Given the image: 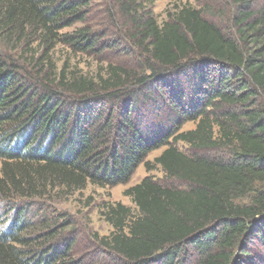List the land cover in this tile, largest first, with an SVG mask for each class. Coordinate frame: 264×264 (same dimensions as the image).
<instances>
[{
  "label": "trees",
  "instance_id": "1",
  "mask_svg": "<svg viewBox=\"0 0 264 264\" xmlns=\"http://www.w3.org/2000/svg\"><path fill=\"white\" fill-rule=\"evenodd\" d=\"M257 1L230 0L234 36L189 4L161 24L129 7L142 71L109 66L94 80L66 71L28 77L5 52L60 42L90 51L99 41L88 31L73 39L61 31L86 21L91 0H0V264H85L64 234L72 223L37 201L56 189L126 184L140 166L155 169L147 157L160 149L155 166L186 188L146 178L127 190L137 213L106 208L105 250L122 264H264ZM191 122L196 128L183 131ZM178 145L227 157H190Z\"/></svg>",
  "mask_w": 264,
  "mask_h": 264
},
{
  "label": "rangeland",
  "instance_id": "2",
  "mask_svg": "<svg viewBox=\"0 0 264 264\" xmlns=\"http://www.w3.org/2000/svg\"><path fill=\"white\" fill-rule=\"evenodd\" d=\"M257 2L260 6L264 5V0ZM188 4L202 10L205 19L213 21L224 33L235 35L230 0H91L89 8L85 9L86 21L61 31L72 39L78 36V31L84 29L88 31L99 41L94 48L89 49L90 51L76 50L75 47L60 42L53 49L35 43L30 47H20L18 50L9 47L5 52L8 60L18 62L27 76L31 74L39 79L66 71L70 78L75 74L98 80L99 75L106 77L109 66H119L140 73L145 50L138 46L139 37H136L138 32L135 30L138 18L135 16L139 15L145 19L147 15H151L161 24L168 20L170 13L176 12L178 7ZM136 5L139 7H135ZM129 7L137 8L138 14L132 15L131 10H126ZM195 128L196 123L191 122L183 128V131H191ZM178 146L190 157L226 156L224 151L197 152L183 145ZM162 152L163 149H160L147 157V162L155 168L153 171H148L146 166L142 165L126 184H119L113 188L89 185L77 192L56 189L48 192L46 199L37 201L49 214L72 223L64 234L77 241L74 254L76 261L85 264H122V261H115L117 258L110 255L102 244V239L109 237L113 232L103 213L108 206L122 204L136 214L137 210L132 198L126 195V191L130 188L137 186L146 178H152L164 186L186 188L182 182L169 181L161 167L155 166V159ZM1 167L0 162V171ZM34 214L36 213L28 214L29 219L35 220Z\"/></svg>",
  "mask_w": 264,
  "mask_h": 264
}]
</instances>
